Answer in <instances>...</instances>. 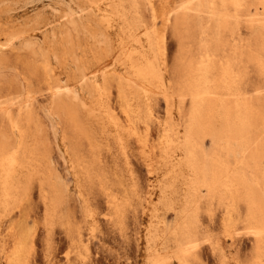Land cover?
<instances>
[{
    "label": "bare ground",
    "instance_id": "obj_1",
    "mask_svg": "<svg viewBox=\"0 0 264 264\" xmlns=\"http://www.w3.org/2000/svg\"><path fill=\"white\" fill-rule=\"evenodd\" d=\"M142 1L0 0V51L21 42L42 57L53 80L52 100L44 113L50 117L55 144L68 164L86 218L97 221L101 197L109 212L106 221L122 229L128 208L142 199L145 202L139 205L145 204L143 211L150 217L141 238L146 263L190 264L201 245L197 204L203 188L214 197L232 192L246 206L256 237L254 257L264 259V99L242 93L250 67L264 85V0H179L163 5L158 16L150 6L151 20ZM167 38L177 43L181 54L174 65L178 92L173 91L180 99L188 98L191 106L174 119L166 100L169 120L157 124L160 155L156 165L165 181L153 186L143 200L129 169L125 125L129 121L124 124L118 115L109 114L111 108L107 111L108 103H103L105 91L109 92L106 84L110 85L105 73L118 75L122 101L128 92L136 95V89L146 96L153 86L162 88L167 98L166 76L157 71L152 56L156 43ZM3 91L0 204L17 200L19 191L37 177L46 207L47 188L52 207L64 205L69 187L52 175L48 129L39 117L36 91L23 95L15 110L8 100H1ZM132 111L138 113L141 108ZM206 138L212 142L211 151L202 145ZM95 179L100 188L95 187ZM161 207L176 213L174 224H164Z\"/></svg>",
    "mask_w": 264,
    "mask_h": 264
},
{
    "label": "rangeland",
    "instance_id": "obj_2",
    "mask_svg": "<svg viewBox=\"0 0 264 264\" xmlns=\"http://www.w3.org/2000/svg\"><path fill=\"white\" fill-rule=\"evenodd\" d=\"M176 1L179 0H143V6L148 15L147 19L151 20L152 13L150 11V6L155 8L158 16L160 15L163 5H170L172 2L171 5H173ZM156 22L158 27H160V18H158ZM20 43L21 42L15 46L4 47L3 50L0 51V61H3L0 66V89H2V91L4 90L1 100H8L7 105L15 110L17 106H19L17 103L24 99L23 95H26L29 91H36L34 92V96L37 99L35 102L37 108L41 111L39 117H41L42 122H45V129H48L46 130L49 137V141L47 140V142L51 150L49 162L51 161V171H56H54L55 173L53 172L52 175L54 174L53 177H57L56 179L59 178L58 180L61 182L63 179V182L66 183H63V185L66 188L71 187L72 191L67 188L69 192L65 193L66 199L68 198L66 200V203L68 202L67 206L66 203H64V205L54 208L49 203L51 198L49 194L51 192L47 188V195L50 197H48L49 202H47L46 207L42 195H40V185L36 177L27 184L25 189L22 188L19 191L15 197L17 200H13L12 203L11 201H7L5 206L0 204V264H147L145 259L146 248L141 238L144 236V229L149 224L150 217H148L149 214L143 211L144 209L147 210L145 204L143 203V206L139 205L142 199H139L140 201L136 200L134 203L135 205H132L134 207L130 206V208H128L125 219L126 223L124 224L125 227L122 229L118 227L119 225L116 227L106 221L109 212L104 208V200L101 197H99V200H102H100V207L97 208L98 211H96L97 221H90L86 218L83 203H81L82 201L78 198L77 189L68 171V164L55 144L50 117L44 113L46 112L45 110L48 109L49 102L52 100L51 91L49 89L50 86H52L53 80L46 72L45 66L42 65L44 64L42 57L39 54L31 53ZM156 44V47H154L155 52L152 56H154L157 61L155 62L157 71L161 73L162 70V74L166 76L167 89L165 87V91H171L170 93L167 91L168 96H171L165 98L163 93L164 90L160 87L153 86L154 89L149 93L150 95L148 94L145 96L142 90L135 88L136 90L134 91H136V95H130L128 92L130 96L129 100L126 93L127 98L124 96V100L122 101L123 96L117 91V89L121 91L123 87L121 84H119L118 87V75L116 72L105 73L106 83L109 82L110 85L107 83V86L106 84V90L109 92L105 91L106 98L103 99V103H108V105L105 106L107 111L108 108H111V112L113 111V113L109 112V114L113 116L118 115L117 117H119L120 121L124 124L129 121V124H125L128 127L129 169L132 170L134 182L136 181L135 184H137V189L143 200L147 199L149 191L153 186L165 181L163 173H160V170L156 171V165L159 160L158 155H160V148L157 147L160 142L157 124L169 120H167L169 116L167 110L169 105L166 104V100H169L174 119H179L182 114L189 112V106H191L189 105L190 101L188 98H184L186 101L183 102V104V99H180V97H177L175 94L178 90L174 88L177 82L174 65L175 61H178L181 57L177 43L173 39L167 38ZM194 48H196V46H194ZM39 57L42 60H40ZM248 70V82L245 86H242V93L247 97H254L257 94L261 100L262 97L264 99V89H262V87H264L262 84L263 82L257 77L253 67H250ZM61 79H64V77H61ZM158 88L159 91H157ZM258 89L260 93H257L256 90ZM152 92H154V94H152ZM140 93L142 94L141 97H139ZM134 97L137 98L134 99L135 101L133 100ZM127 100L130 102L128 103ZM146 100L148 101L146 102ZM143 103H146L147 106ZM263 104L261 105V110L264 109ZM135 105L136 107L141 105V112L139 111V106L137 109ZM131 109L139 112L133 113ZM241 110L243 112V109ZM104 116H106V114H104ZM131 116L134 117V119H129ZM148 122L149 130L148 128L147 130L149 132L146 130ZM129 133L132 136H130ZM202 145L207 151L212 150V142L209 138L204 139ZM103 154H105V151L101 152V157ZM122 168H124L123 165ZM108 170L111 172L114 169ZM122 172L123 170L121 173ZM98 177L100 178L101 176L99 175ZM97 182L98 180L96 183ZM96 183L95 187L98 188L99 184ZM176 183L178 189V181H176ZM202 191L204 192L200 197L201 202L199 201L197 204L199 206H197L199 218L198 234L201 239V245L198 249L199 252L197 251L196 254H192L189 263L264 264V259L257 260V258H255L257 255L253 252V245L256 241V237L252 229H250L251 223L248 220L244 202H240L238 199L236 200V198H234L235 194L232 192L224 191L214 197L208 196V192L204 188ZM158 192L159 190L156 191L157 196L159 195L157 194ZM233 194L234 196H232ZM156 195H154V198H156L157 202ZM159 209L160 217L165 222H163L165 225L175 223L177 216L174 211L163 207ZM50 218L53 220L51 221ZM47 221H51L52 223ZM49 225L50 227H48ZM197 254L198 259H196L197 256L195 257ZM161 264L172 263L164 261Z\"/></svg>",
    "mask_w": 264,
    "mask_h": 264
}]
</instances>
